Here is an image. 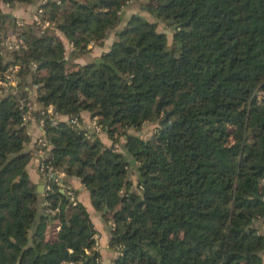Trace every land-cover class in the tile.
Returning a JSON list of instances; mask_svg holds the SVG:
<instances>
[{
    "label": "trees",
    "instance_id": "trees-1",
    "mask_svg": "<svg viewBox=\"0 0 264 264\" xmlns=\"http://www.w3.org/2000/svg\"><path fill=\"white\" fill-rule=\"evenodd\" d=\"M130 1L47 0L43 31L0 6L1 35L9 24L26 42L0 48V80L19 65L17 87L0 93V264H100L85 205L54 177L38 192L28 173L25 112L44 119L42 161L78 177L113 224V264H264V0H148L154 20L127 14ZM62 37L75 53L112 42L80 65ZM32 86L38 112L24 102Z\"/></svg>",
    "mask_w": 264,
    "mask_h": 264
},
{
    "label": "crops",
    "instance_id": "crops-1",
    "mask_svg": "<svg viewBox=\"0 0 264 264\" xmlns=\"http://www.w3.org/2000/svg\"><path fill=\"white\" fill-rule=\"evenodd\" d=\"M41 3H42V0H36L33 4L17 3L14 5H10L5 2L4 3L0 2V6L3 12L12 16L14 19L23 18L30 22L32 19L33 13L41 5ZM62 38L65 42L67 51L73 52V47L71 46L70 42L65 37H62ZM110 41L112 42L111 39L106 40L105 44L101 46L100 50L97 52L91 51L95 45H90L91 50L89 51L91 52L88 53V55L82 54L81 52H78V53L73 52L75 53L74 55L72 54L73 58L71 57V55L70 57L76 64L84 65L85 63H89L93 61L95 58L99 57L105 51L106 47L108 49L109 46L111 45ZM32 92L34 93L36 91L32 90ZM41 108L42 106L36 101V106L34 107L33 111L38 112ZM81 116H82L83 124L87 125L91 119V113L85 111L81 114ZM58 119L68 121L69 117L64 116V115H59ZM28 132H29L30 140L27 143L26 150L31 152L33 155L30 166L28 167V173L31 179L34 182H36L37 187L40 186L41 190L44 188L43 193H45L47 191L46 187L48 186V180H46V178L44 177L45 175L41 174L39 167H38L39 162L36 164V160H38L39 154L36 151V149L33 151L29 150L30 147H32L35 144V140L41 135V132H42V127L40 125L39 119L34 115L32 116L31 121L28 125ZM102 141L106 145H111V143H109L111 142L110 140H102ZM31 144L32 146H30ZM63 181L64 183H66L69 187H71L74 190L77 199L85 205V207L87 208L91 216L92 222L94 223L95 229L97 231L96 236L98 237V241H99L98 251L100 252V264H113L114 259L116 258L118 252L114 247L111 246V236H112L111 221H107L103 213L97 211L94 208L91 195H90V191L82 184L81 180L78 177L65 175V177H63ZM51 229H53L56 232L58 230V229L56 230V225L49 228L47 232V239H49L48 233H52Z\"/></svg>",
    "mask_w": 264,
    "mask_h": 264
},
{
    "label": "built area",
    "instance_id": "built-area-1",
    "mask_svg": "<svg viewBox=\"0 0 264 264\" xmlns=\"http://www.w3.org/2000/svg\"><path fill=\"white\" fill-rule=\"evenodd\" d=\"M47 2V0H42L41 5H44ZM39 6V8L35 11V13H33L32 16V22L35 23L40 29L45 30L48 27H51V22L49 19H47L45 17V10L43 6ZM18 24L20 26L24 25V22H21ZM26 47V42L25 39L22 36H17L15 34H11L8 36H2L0 33V48H4L8 51H15V50H20L22 48ZM67 54V53H66ZM19 71V65H10L7 70L5 71L4 74V78L0 80V93H4L7 92L8 89H12V88H16L18 85V81H19V77L17 75ZM43 114L48 113L51 114L53 113V107L49 106L46 112H42ZM31 113L30 112H25L23 115V120L25 123H30L31 121ZM40 125L41 127H43L44 125V119H40ZM69 123L73 124V125H79V120L78 118H73L70 119ZM85 128H87V130H89V132L93 133H101L102 132V127L98 122V117L95 116L94 118L90 119V121L88 122L87 125H85ZM37 147L39 151H43L44 148L48 149L47 142L43 137H39L37 139ZM39 170L42 172L43 175L45 176H49L48 178V189L50 190V184H49V180L54 177L55 181L60 183V177H56V173L59 174L58 172H54V169L52 168V166L45 164L43 161L40 160V163L38 165ZM67 193L69 194L71 201L76 203L77 197L74 193H72V191H67ZM49 212L54 213L55 211L52 209H49ZM113 225V224H112ZM59 226L57 227V229L59 230ZM95 240H96V244H95V248L96 250H98L99 248V241H98V237L95 235ZM89 252V251H88Z\"/></svg>",
    "mask_w": 264,
    "mask_h": 264
},
{
    "label": "rangeland",
    "instance_id": "rangeland-1",
    "mask_svg": "<svg viewBox=\"0 0 264 264\" xmlns=\"http://www.w3.org/2000/svg\"><path fill=\"white\" fill-rule=\"evenodd\" d=\"M0 2H2V1H0ZM4 3V2H3ZM148 3V0H132V1H130V5H129V7H127L126 8V11H127V14H131V13H133V12H141L144 16H146L148 19H150V20H154L155 18L154 17H152L145 9H144V7L146 6V4ZM39 8V7H38ZM37 8V9H38ZM36 9V10H37ZM35 10V11H36ZM35 13V12H34ZM126 14V15H127ZM33 16V15H32ZM48 17V16H47ZM49 18V17H48ZM15 21H16V23H17V25L18 26H20L19 24H18V22L19 23H21V22H24V25L23 26H26V25H28V24H32L33 22H32V20L29 22V21H27L26 19H23V18H16L15 19ZM172 22V21H171ZM52 24V23H51ZM7 28H9L10 29V31H9V35H11V34H14L13 33V29H12V27L8 24L7 25ZM157 29H158V31H161V32H164V33H166V35H167V37H168V45H169V47H172V40H173V27L172 26H170V25H168L167 23H165V22H160L159 24H158V27H157ZM111 42V41H110ZM109 44V43H108ZM111 44V43H110ZM92 45V44H91ZM96 46H98V47H96ZM93 47V46H92ZM89 48H91V47H89ZM100 48H101V46L100 45H96L95 44V46H94V48L91 50V49H87L86 51H82L81 53L82 54H87L88 55V53H90L91 51H95V52H97V51H99L100 50ZM89 50H91V51H89ZM108 49H107V47H106V49H105V51H107ZM66 53H67V55H71V57L73 58V56H72V53L73 52H68L67 51V49H66ZM68 56V57H69ZM7 60H12V57H10V56H8V54H7ZM92 62V61H91ZM90 63V62H89ZM85 64H87V63H85ZM31 90H34V91H36V92H30V94L24 99V102H26L27 103V105H28V108H30V110L31 111H33V109H34V107L36 106V98H37V86H32V88H31ZM263 98V95H262V93H258L257 94V96H256V99L258 100V101H261V99ZM31 113V112H30ZM31 116H33V114H31ZM56 122V121H55ZM152 132H153V127L152 126H149V125H147L145 128H144V130H143V132H142V134H143V136L144 137H149V136H151V134H152ZM39 137H43L45 140H46V142H47V145H49L48 146V149L46 150V148H44V150L43 151H39L38 150V147H37V139L39 138ZM36 140H35V144L33 145L34 146V148H33V146H32V144L30 145V146H32V147H30V149L29 150H31V151H33V150H35L36 149V151L38 152V160H36V164L39 162L40 163V160L42 161L45 157H48V156H50L51 155V149H52V147H51V144H50V142H49V140H48V138L46 137V135H45V132H44V129H43V127H42V132H41V135L39 136ZM100 138L102 139V140H110L111 142H109V143H111L112 144V140L108 137V135L105 133V132H103L102 134H100ZM108 138V139H107ZM121 140H123V139H121ZM31 163V162H30ZM30 163H29V165H28V167L30 166ZM28 167H27V169H28ZM41 172V171H40ZM41 174H42V172H41ZM65 173L64 172H61V173H59V174H57L56 173V177H60V183H58L59 185H61V188H62V191L64 192V191H69V189H70V191H72V193H74L75 194V192H74V190L71 188V187H69L66 183H64V181H63V177H65ZM45 178H46V180H48V178H49V176L47 175V176H44ZM47 189H48V186L46 187ZM45 188V189H46ZM44 189V188H43ZM70 194V193H69ZM51 231H52V233H48L49 234V238L50 239H53L52 237H53V232H54V230L53 229H51ZM118 254V253H117Z\"/></svg>",
    "mask_w": 264,
    "mask_h": 264
},
{
    "label": "water",
    "instance_id": "water-1",
    "mask_svg": "<svg viewBox=\"0 0 264 264\" xmlns=\"http://www.w3.org/2000/svg\"><path fill=\"white\" fill-rule=\"evenodd\" d=\"M37 191L43 193L44 192V189L41 190V188L39 186V187H37Z\"/></svg>",
    "mask_w": 264,
    "mask_h": 264
}]
</instances>
